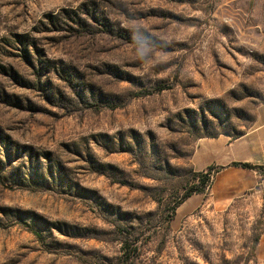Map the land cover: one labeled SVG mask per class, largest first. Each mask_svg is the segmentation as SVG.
Returning <instances> with one entry per match:
<instances>
[{
  "label": "rangeland",
  "instance_id": "obj_1",
  "mask_svg": "<svg viewBox=\"0 0 264 264\" xmlns=\"http://www.w3.org/2000/svg\"><path fill=\"white\" fill-rule=\"evenodd\" d=\"M261 109L264 0H0V264H264L263 186L169 223Z\"/></svg>",
  "mask_w": 264,
  "mask_h": 264
},
{
  "label": "crops",
  "instance_id": "obj_2",
  "mask_svg": "<svg viewBox=\"0 0 264 264\" xmlns=\"http://www.w3.org/2000/svg\"><path fill=\"white\" fill-rule=\"evenodd\" d=\"M258 123L243 137L230 140L227 136L202 139L193 156V164L203 170L211 165L225 167L216 177L214 189L222 192L221 196L238 197L242 193L264 187V179L256 172L231 167L232 163H250L264 166V109L258 112ZM244 175L245 180L234 176Z\"/></svg>",
  "mask_w": 264,
  "mask_h": 264
},
{
  "label": "trees",
  "instance_id": "obj_3",
  "mask_svg": "<svg viewBox=\"0 0 264 264\" xmlns=\"http://www.w3.org/2000/svg\"><path fill=\"white\" fill-rule=\"evenodd\" d=\"M166 88L160 87L157 89V92H161L165 90ZM151 95V92L145 91L142 93H137V96H147ZM245 132H240L236 136L233 137V139H238L241 138L245 135ZM209 138H217L219 135L213 134L209 136H205ZM231 167H238V168H243L247 170L254 171L258 173L263 179H264V166L262 165H254L250 163H232L230 165ZM225 167H220L216 165H211L207 167L206 169L199 171V172H192V182L189 184L188 187L185 189L184 195L180 198V200L172 207L171 209V215L169 216V223L175 218L177 208L186 200L191 198L193 195H206L207 192L212 188L214 181L217 177V175L223 171ZM261 186V182L259 183L258 187ZM127 248L128 245V240H126L125 243Z\"/></svg>",
  "mask_w": 264,
  "mask_h": 264
}]
</instances>
